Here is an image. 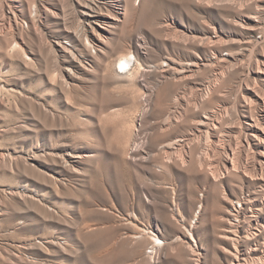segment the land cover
I'll list each match as a JSON object with an SVG mask.
<instances>
[{
    "label": "rangeland",
    "instance_id": "374dc122",
    "mask_svg": "<svg viewBox=\"0 0 264 264\" xmlns=\"http://www.w3.org/2000/svg\"><path fill=\"white\" fill-rule=\"evenodd\" d=\"M261 96L264 0H0V264H264Z\"/></svg>",
    "mask_w": 264,
    "mask_h": 264
},
{
    "label": "bare ground",
    "instance_id": "6f19581e",
    "mask_svg": "<svg viewBox=\"0 0 264 264\" xmlns=\"http://www.w3.org/2000/svg\"><path fill=\"white\" fill-rule=\"evenodd\" d=\"M97 6H95V8H96ZM92 8V7H91ZM98 11V10H97ZM96 11V12H97ZM89 12V11H88ZM93 12V11H92ZM96 14V13H95ZM99 14V13H98ZM116 16H118V15H116ZM80 25V24H79ZM112 25V24H111ZM102 36H101V34H99V36H98V38H99V40H103V38H101ZM130 61H131V56H122L121 58H120V60H119V63H120V65L121 66H125V65H127V64H129L130 63ZM143 66V65H142ZM128 67V66H127ZM136 74V73H135ZM262 97V96H261ZM264 97V96H263ZM263 97H262V99H263ZM257 98V97H256ZM256 98H255V100H253L252 98H251V100L252 101H256V103H257V106H258V116H255V119L254 120H257L258 122H260V121H263L264 122V100L262 101V102H260V101H258V100H256ZM259 98H260V96H259ZM247 99V98H246ZM245 99V100H246ZM250 100V101H251ZM253 103V102H252ZM250 104V103H249ZM247 108V107H246ZM256 114V113H255ZM252 119V118H251ZM204 121V120H203ZM202 121V122H203ZM205 122V121H204ZM254 123H255V121H254ZM253 123V124H254ZM257 123V122H256ZM200 124H201V122H200ZM249 124H250V122H249ZM259 125H260V123H258ZM263 124V123H262ZM251 125V124H250ZM255 125V124H254ZM257 125V124H256ZM251 126H253V125H251ZM263 129H264V127H263ZM262 129V130H263ZM255 131V130H254ZM207 132H208V130H207ZM260 133V132H259ZM255 134V133H254ZM253 134V135H254ZM209 135V134H208ZM255 136H256V134H255ZM263 142H264V131H263V134H258L257 135ZM256 136V137H257ZM255 137V138H256ZM258 137H257V139H258ZM141 142V141H140ZM193 151V150H192ZM190 152V151H189ZM234 152V151H233ZM237 152V151H236ZM194 153V152H193ZM77 155V154H76ZM183 155V154H182ZM230 155H232V154H230ZM264 155V154H263ZM180 156V155H179ZM178 158V157H177ZM181 158H183V157H181ZM235 155H234V157H232V159H231V161H232V165H231V167L229 166V167H227V169L229 168V169H231V170H238L237 168H238V166H237V163H236V161H235ZM237 160V159H236ZM209 161V160H208ZM207 161V162H208ZM213 175V174H212ZM242 201L241 200H238L237 201V203H233V210H235L236 212H233V210L232 211H229L230 213H229V215L230 216H228V217H230V218H228V221H229V226H228V228H227V231L230 233V234H226V237L227 238H229L230 240H233V245H235V251L236 252H233V254L232 255H234V260H233V258H232V264H242V263H244L245 262V258H243L242 257V255L240 254V252H239V250H238V239L241 237L240 235H238V227H241L240 226V223H241V219H240V215H239V210L235 207L236 206V204H238V203H241ZM245 202V201H244ZM251 202V201H250ZM232 203V202H231ZM240 205V204H239ZM250 205V204H249ZM261 205V204H260ZM242 209V208H241ZM260 209V208H259ZM258 209V210H259ZM231 210V209H230ZM264 210V209H263ZM261 211V210H260ZM251 214V213H250ZM247 216V215H246ZM252 216V217H251ZM262 216V215H261ZM242 217H243V219L245 218L244 217V214L242 215ZM250 218H251V220L253 221V222H255L256 224H259L258 223V221H259V211H253L252 212V215H250ZM227 219V218H226ZM247 219V218H246ZM249 219V218H248ZM248 219H247V221H248ZM250 220V219H249ZM243 221V220H242ZM246 223V222H245ZM250 226V225H249ZM259 226H261L260 224H259ZM258 226V227H259ZM257 227V226H256ZM260 229V228H259ZM258 229V230H259ZM142 230H143V228H142ZM250 230V229H249ZM257 230V229H256ZM261 230V229H260ZM250 232V231H249ZM254 234H257V231L255 232V231H253V232H251V233H247V235L246 236H252V235H254ZM240 236V237H239ZM155 237V236H154ZM239 237V238H238ZM154 240H155V243L153 244V246H151V248L149 249V251H148V253L151 255L150 257H152V258H155L157 255H158V247L159 246H161V244L164 242V241H162V240H160V238H158V237H155L154 238ZM254 241V240H253ZM165 243V242H164ZM258 244V243H257ZM260 245V244H259ZM254 250H256V249H254ZM261 250V249H260ZM259 251V250H258ZM158 257V256H157ZM248 257V256H247ZM252 257V256H251ZM256 258V257H255ZM257 258H259L258 260H261L260 258L261 257H257ZM263 258V257H262ZM151 259V258H150ZM248 259V258H247ZM153 261H156L155 259L153 260ZM244 261V262H243ZM157 262V261H156Z\"/></svg>",
    "mask_w": 264,
    "mask_h": 264
},
{
    "label": "built area",
    "instance_id": "2783aa9c",
    "mask_svg": "<svg viewBox=\"0 0 264 264\" xmlns=\"http://www.w3.org/2000/svg\"><path fill=\"white\" fill-rule=\"evenodd\" d=\"M155 241V240H154Z\"/></svg>",
    "mask_w": 264,
    "mask_h": 264
}]
</instances>
